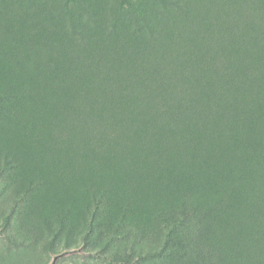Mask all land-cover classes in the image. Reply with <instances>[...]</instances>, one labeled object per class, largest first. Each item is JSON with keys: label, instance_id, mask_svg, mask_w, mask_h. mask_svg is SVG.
I'll use <instances>...</instances> for the list:
<instances>
[{"label": "trees", "instance_id": "16d2710c", "mask_svg": "<svg viewBox=\"0 0 264 264\" xmlns=\"http://www.w3.org/2000/svg\"><path fill=\"white\" fill-rule=\"evenodd\" d=\"M70 17L64 34L37 20L51 30L38 51L19 47L21 23L0 33L19 66L60 71L36 98L65 106L67 141L83 144L72 152L87 151L67 161L55 238L65 213L86 203L82 240L98 246L106 235L110 264H264V0H145L130 23L89 9ZM126 39L133 56L100 46ZM70 58L98 78L95 94L69 93ZM81 123L87 132H76Z\"/></svg>", "mask_w": 264, "mask_h": 264}, {"label": "rangeland", "instance_id": "374dc122", "mask_svg": "<svg viewBox=\"0 0 264 264\" xmlns=\"http://www.w3.org/2000/svg\"><path fill=\"white\" fill-rule=\"evenodd\" d=\"M144 1L0 0V33L7 22L13 27L21 23L19 47L38 51L45 48V33L49 35L51 30L50 27L46 30L33 27L37 20L60 27L63 34L70 27V16L74 15L76 21L83 19L87 9L95 11L102 22H111L116 14H120L126 23H130ZM51 41V44L57 42ZM101 45H107V51L114 54L110 58H117L121 48H125L120 51L124 57L127 48L131 56L138 50V45L129 39L122 46L117 41L101 42ZM5 47L0 41V264H110L113 260L102 250L106 235L98 237V246L87 247L82 240L88 216L86 203L75 212L65 213L63 225L67 229H63L62 237L55 238L59 224L55 208L61 211L67 208L68 196L64 194L70 187L67 185L70 176H67L66 169L70 167L67 161L73 166L88 158L87 151L84 157L82 153L72 152L75 148L81 149L82 142L67 141L65 116L68 110L65 106L58 105L62 108L58 109L54 99L48 98L40 104L42 101L36 98L39 93L36 86L40 81L46 78L50 81L58 77L60 71H37L29 61L19 66L15 58L5 52ZM103 60L104 52L92 69L94 75L104 67ZM64 61L68 62L64 67L71 83L75 82L69 93L77 97L80 92L89 93L93 86L91 92L95 94L98 78H94L91 69L83 67L77 59ZM119 66L114 64L110 70L115 73ZM101 105L103 99L98 105L92 101L89 113L95 116ZM260 124L264 126V118ZM58 127L59 133L56 132ZM75 128L78 133L89 129L86 130L82 123L76 124ZM258 144L264 151V140L260 139ZM84 199L86 202V196ZM53 201L59 207H55Z\"/></svg>", "mask_w": 264, "mask_h": 264}]
</instances>
